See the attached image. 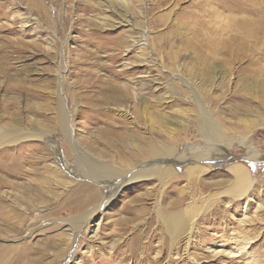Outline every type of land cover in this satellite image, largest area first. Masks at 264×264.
<instances>
[{"label":"rangeland","instance_id":"374dc122","mask_svg":"<svg viewBox=\"0 0 264 264\" xmlns=\"http://www.w3.org/2000/svg\"><path fill=\"white\" fill-rule=\"evenodd\" d=\"M131 40H139L133 48ZM140 43L149 47L147 65L141 63ZM176 70L184 82L174 78ZM112 84L139 92L129 106L134 124L117 111L107 87ZM56 89L72 115L75 137L87 146L85 156L106 164L120 157V134L180 141L183 152L205 148L197 122L203 108L223 132H247L246 145L258 148L262 158L249 159V149L237 142L217 148L213 154L230 158L214 166L203 160L179 166L180 175L190 165L199 167L192 181L185 176L130 181L102 211L75 227L70 218L78 195L68 196L69 189L89 184L103 196L109 190L84 174L88 169L79 165L68 136L51 123L56 106L49 92ZM247 112L263 125L242 122ZM0 114L2 123L13 117L36 128L51 125L67 161L65 169L61 159L47 154L43 163L49 166L43 176L67 185L51 184L55 195L34 187L25 172L0 170V177L23 184L5 179L0 187L5 199L0 207L19 210V218L14 213L9 218L14 225L0 232V264H264V0H0ZM108 126L117 135L102 133ZM169 126H176L174 139L162 130ZM108 138L119 141L106 144ZM35 139L10 149L16 165L29 145L42 143ZM97 148L107 158L95 156ZM237 163L253 177L239 199L225 191L229 167ZM36 191L44 198H36ZM180 193L189 227L169 232L156 211L172 209ZM21 253L26 255L18 261Z\"/></svg>","mask_w":264,"mask_h":264},{"label":"bare ground","instance_id":"6f19581e","mask_svg":"<svg viewBox=\"0 0 264 264\" xmlns=\"http://www.w3.org/2000/svg\"><path fill=\"white\" fill-rule=\"evenodd\" d=\"M143 33H141L142 38H143ZM131 41L132 43L128 47L133 48L138 43L139 40L137 41L131 40ZM139 56L141 57V63L146 64V65L149 64L150 62L149 47L145 45V43H140L139 45ZM202 57H198L196 59L200 60ZM209 61L211 62V60ZM212 67H213V63H212L211 68ZM245 69L246 67L241 63L239 70L245 71ZM180 70L175 71L174 78L184 82L183 81L184 79L182 78V74L179 72ZM214 71L213 73H215ZM229 72L231 71L229 70ZM206 73L209 74L210 78H213L212 72L210 73L208 70V72L206 71ZM131 74L134 75L135 72L132 71ZM193 86L194 85H190L189 89H192V90L195 89V87ZM107 87L110 88L112 91L110 97L113 100H115L117 104H119V106L116 108L119 114L123 116L130 124H134L137 120H135L136 118L135 116H134L135 118L132 117V114L129 110V106H133L135 104L136 100L138 99L139 92L134 91L132 94V91H130V88H126L125 90H122L120 86L113 85V84L108 85ZM49 93L54 98L55 106H56V117L53 116V119L51 118V123H58L61 126L63 132L68 136L71 144L73 145V147H75V149L78 152L77 154H78L79 165L82 167V169L83 167L88 169L87 171L83 170L85 172L84 174L87 175V177L90 178V180H92L93 182L100 181L109 190V195L103 196L101 195L99 188H97L96 186L89 185V184L83 187L79 185V187H76L75 190L69 189L71 192L68 196L72 197L75 194L78 195L77 199L74 200L73 202L75 203L77 212L75 211L76 212L75 216L70 218L71 224L74 225L75 227H77L80 224L81 225L84 224L91 218L92 215H95L98 211H100L103 207H105L111 201V199L113 198L115 193L118 191V189L120 190L122 186L126 185L130 181L152 180L156 178V179H159L160 182H163L166 176H171L172 178H178L181 176L183 177L185 176L187 177L189 181H192L197 176L196 174L197 172H199V167L195 165H190L189 167L186 168L185 173L183 175H180L178 172L179 166L183 164L185 161L188 162L191 160H195V161L203 160L207 162L209 165L214 166L215 164H217V162L223 161L226 158H230L229 155L227 154H224L220 157H217L215 154H213L214 150L217 148L222 149V150H227L230 147H232L235 142H237L241 146L247 147L249 149L248 150V153H250L249 159L258 161L260 158H262V155H261L262 153L258 148L251 146V145L250 146L246 145L247 144L246 142L247 132L246 133L245 132L235 133L233 131L223 132L220 126L217 125V122L214 120L212 113H210L209 110L207 111L206 109L201 108L202 117L199 118L197 122L199 124L201 135L205 139L207 147L205 146V148H201V149L193 148L192 149L194 150L193 152L191 151L183 152L180 150V141L179 142L171 141L172 143L167 144L165 142H161L156 139L142 140V138H140L137 134H132L128 136L125 134H120L121 138H123L121 139V141L126 143V144L121 143V142L118 143L123 148V149L118 150V154L120 155V157L118 160H115L112 163L106 164L104 163L105 159L98 160V159H94L93 157L91 158V157L85 156L83 152V148L85 149L87 146L82 143L83 139H79L75 137V132L72 129V115L70 111L67 110L66 108L64 97L61 95V90L56 89L55 91H50ZM13 100L18 101L19 97L15 96ZM246 114H247L248 120H245L242 122L250 124L249 125L250 127L253 125L255 126L263 125L261 124V122L257 120H253V121L249 120V116L251 114L250 112H247ZM1 116L2 114H0V119H1ZM14 120L15 118L10 117V120L7 121L6 123H2L0 121V170L2 169V170L7 171V170H11V168L13 167L14 168L13 171L15 170L17 175H22L25 172L29 174L30 181L34 187H37L40 191L46 192L47 194L55 195L56 193H53V189H51L52 187L51 184H54L53 185L54 187L60 186L64 188L67 187V185L61 184L59 180L52 178L51 176L44 175L45 176L44 177L42 174V171L44 169L48 170L49 166H47L46 163H45L46 165H44L43 163L45 161L47 154H54L53 157L57 158V160L61 159L63 163V168L65 169H66L65 165H67V161L63 153H59V146L55 143L54 141L55 138L53 137V134H52V128H51L52 126L50 125L49 127L44 126V128H39V127L36 128L35 126H31L25 123L23 120H18V119H16L17 121H14ZM162 130L164 132L168 131L167 134L173 139L175 138L176 126L174 128L172 126H169L167 128L163 127ZM104 132L115 134V135H117L118 133V131L113 130V128L109 126L106 130L104 129L102 131V133ZM233 135L234 136L237 135L238 138L232 140L234 137ZM165 136L167 135L165 134ZM35 138H39V140L42 143L40 142L41 143L40 145H29L28 146L29 150L27 149L26 150L27 153L25 152V155L23 154V162L22 161L20 162L22 164L16 165L18 158L16 160L15 154L11 153L10 149L12 147H16L21 141L31 140V139L37 140ZM111 140H113L112 141V145H113L115 143L114 141H119V138H117V140L108 138V141H106L105 143L107 144ZM94 145L92 146L94 147ZM88 149L90 151L89 147ZM97 149L99 150V148ZM193 154H194L193 157L190 156ZM35 155L37 156L35 157ZM106 155H109V154L104 148H100L99 152L95 154V156H105V158H107ZM170 163H177L178 166L171 165ZM40 164H43V165L39 167ZM3 178L0 177V187L5 185V181L8 180L7 176L6 177L3 176ZM52 180H54V182ZM229 180H230V184L225 188V191L233 198H238V199L239 197H243L246 194V192L251 187V184L253 183V177L251 176L249 170L240 163L231 165L229 167ZM6 182L14 183L15 181L8 180ZM15 184L18 187L20 186L21 183H18L16 181ZM30 187L32 189L34 188L32 186ZM150 189H154V188H150ZM26 190L28 189H25V191L23 192L24 198H27L28 196ZM34 194L36 198L38 199L44 198V196L37 191L34 192ZM190 196L194 200V194ZM162 197H164V195H162ZM24 198L18 197V199L20 200ZM184 201H185L184 196L181 197V193H180V195L177 197V200L175 201V206H173L172 209L164 210L162 208H158V210L156 211L157 217L159 218V220L163 222V224L166 226L165 228H167L169 232H173L176 229H182L183 231L185 229L186 231L188 230L189 221L187 222L188 218H186L183 210L181 209V206L184 203ZM4 202H5V199L3 198L0 192V203H4ZM16 211H19V210H17L16 208ZM16 211L12 210L11 208L8 209V208L0 207V224H1L0 226H3V228L2 227L0 228L1 230L0 232L7 233L6 230H4L6 228L5 226L9 227V225H14L11 223L12 221H10L9 218L13 217L14 214H15L14 216L15 218H19V212H16ZM21 250L25 251L23 248ZM24 255L26 254L25 253L18 254V257H19L18 261H20ZM69 258L71 260L74 258L72 253ZM34 259H37V257L34 256ZM62 264H69V263L66 261H63Z\"/></svg>","mask_w":264,"mask_h":264}]
</instances>
